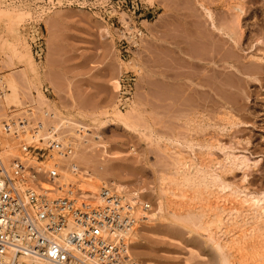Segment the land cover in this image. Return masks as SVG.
I'll use <instances>...</instances> for the list:
<instances>
[{
    "label": "rangeland",
    "instance_id": "374dc122",
    "mask_svg": "<svg viewBox=\"0 0 264 264\" xmlns=\"http://www.w3.org/2000/svg\"><path fill=\"white\" fill-rule=\"evenodd\" d=\"M115 2L0 0V78L17 86L16 100L0 94V153L21 154L20 139L5 130L11 121L62 125L76 146L82 190L99 193L101 186L89 191L99 172L101 184L115 180L126 196L138 191L162 216L132 239L137 262L220 264L209 238L215 229L200 215L205 205L236 202L233 228L250 249L246 264H264V210L251 213L245 202L264 197V0H139L127 13ZM131 20L144 36L134 47L126 42L125 58L119 28ZM212 21L236 41L213 35ZM123 81L132 99L119 108ZM205 172L214 184L207 189Z\"/></svg>",
    "mask_w": 264,
    "mask_h": 264
},
{
    "label": "built area",
    "instance_id": "2783aa9c",
    "mask_svg": "<svg viewBox=\"0 0 264 264\" xmlns=\"http://www.w3.org/2000/svg\"><path fill=\"white\" fill-rule=\"evenodd\" d=\"M115 3V11L126 13L140 4ZM119 30L132 47L144 36L133 20ZM127 43L125 58L131 54ZM131 99V84L120 82L117 106ZM5 130L20 139L21 154L9 161L0 153V264H20L21 257L46 264H139L131 255L130 234L139 225L132 205L111 183L101 187L100 203L81 189L76 146L63 126L24 117ZM142 207L151 211L147 202Z\"/></svg>",
    "mask_w": 264,
    "mask_h": 264
},
{
    "label": "bare ground",
    "instance_id": "6f19581e",
    "mask_svg": "<svg viewBox=\"0 0 264 264\" xmlns=\"http://www.w3.org/2000/svg\"><path fill=\"white\" fill-rule=\"evenodd\" d=\"M211 17V16H210ZM211 19H212V17H211ZM212 30L213 31H211L212 33H213V35H214V33H219V34H222V35H225L226 36V38H229V39H233V40H235L234 38H233V36H232V34H230L229 32H227V31H223L222 29H220L215 23H214V21H212ZM212 34H210V36H211ZM209 39V38H208ZM206 40V39H205ZM209 41V40H208ZM236 41V40H235ZM235 41H233L234 42V44L236 43ZM228 42V41H227ZM231 43H227L230 47L232 46L233 47V45H230V44H232V41H230ZM204 43V42H203ZM214 43V42H213ZM205 44V43H204ZM208 44V43H207ZM211 44V43H210ZM226 44V45H227ZM237 44V43H236ZM209 46V45H208ZM219 46H221V45H219ZM203 48V47H202ZM213 48V47H212ZM227 48V47H226ZM226 48H224L225 49V52H227V50H226ZM236 48V46H234V49ZM208 49V48H207ZM217 49V48H216ZM230 50V49H229ZM203 51V50H202ZM206 51V50H205ZM209 51H210V49H209ZM208 51V52H209ZM234 51V50H233ZM204 52V51H203ZM229 52V51H228ZM206 54V53H205ZM224 56H225V54H224ZM226 56H228V58H227V60H229L230 62L231 61H233V60H235L236 59V56H235V54L233 55L231 52H229L228 53V55H226ZM238 57V56H237ZM206 58V57H205ZM209 58V57H208ZM211 58V57H210ZM240 58V57H239ZM224 59V58H223ZM208 61V60H207ZM236 61H233V64L235 63ZM231 65L233 68L235 67V65ZM209 65V64H208ZM260 64H258V66H259ZM262 65V64H261ZM263 66V65H262ZM210 67V66H209ZM215 69V68H214ZM209 70V69H208ZM230 72H228V74H229ZM205 76V75H204ZM229 78V77H228ZM0 80H1V82H2V86H3V88H5V89H3V92L2 93H0L1 94V96H2V98H4L5 100H7V101H11V100H16V98H17V95H16V88H17V86H16V83L14 82V80L11 78V77H5V79L4 78H0ZM210 83V82H209ZM205 84V83H204ZM232 84V83H231ZM207 85V84H206ZM213 86V85H212ZM206 87V86H205ZM15 153H9V154H6V155H4L3 157H5L7 160H9V161H11V160H13L14 158H15V155H14ZM232 155V154H231ZM16 156H18V154H16ZM229 156V155H228ZM237 156V155H236ZM234 157V156H233ZM242 157H243V155H242ZM231 158V157H230ZM238 158V157H237ZM241 158V157H240ZM239 158V159H240ZM235 159V158H234ZM238 159V160H239ZM236 160V159H235ZM242 160V159H241ZM243 160H245L244 158H243ZM247 160V159H246ZM240 161V160H239ZM208 162V161H207ZM219 162V161H218ZM243 162V161H242ZM241 162V163H242ZM228 163H230V162H228ZM234 163V162H233ZM239 163V162H238ZM244 163V162H243ZM204 164V163H203ZM223 164V163H222ZM245 164H246V161H245ZM195 165V164H194ZM209 165V164H208ZM217 165V164H216ZM224 165V164H223ZM233 165V164H232ZM231 165V166H232ZM241 165V164H240ZM243 165V164H242ZM249 165V164H248ZM188 166V165H187ZM225 166V165H224ZM228 166V165H227ZM235 166V165H234ZM189 167V166H188ZM202 167V166H201ZM223 167V166H222ZM230 168V167H229ZM190 169V168H189ZM200 169V168H199ZM214 169V168H213ZM212 169V171H213V173H216V172H214V170ZM201 170V169H200ZM215 170H216V168H215ZM219 170V169H218ZM224 170V169H223ZM199 171V170H198ZM208 171V170H207ZM212 171H211V173H212ZM220 171V170H219ZM222 171V170H221ZM210 172V171H209ZM99 173V172H98ZM98 173H96V174H98ZM199 173H201V172H199ZM202 173H203V171H202ZM96 174L94 175V177H91L90 178V180H91V182H92V185L90 186V189H89V191H97L98 189H99V187L101 186H103V185H106V184H109V183H107V181L106 180H104L103 182H102V184H101V181H102V178L101 177H98L99 175H101V174H98L97 175V177H96ZM210 173H208V172H205L203 175H204V177H202L203 178V183L204 184H206L205 185V189H207V188H209V182H210V184H212V185H214L213 183H211V181H209L208 180V175H209ZM190 175V174H189ZM214 175V174H213ZM193 176V175H192ZM217 176V175H216ZM210 177H212V176H210ZM100 178H101V180H100ZM201 178V177H200ZM213 178H214V176H213ZM217 178H219V177H217ZM196 179V178H195ZM210 179H212V178H210ZM183 180H185L184 178H183ZM187 180V179H186ZM185 180V181H186ZM192 180V179H191ZM218 180V179H217ZM213 181H215V180H213ZM202 182V181H201ZM216 182V181H215ZM220 182V181H219ZM100 183V184H99ZM113 186H114V188L117 190V192H119V193H121V194H124V193H122L120 190H119V188H118V183L115 181V180H113L112 182H110ZM192 183V182H191ZM196 184V183H195ZM218 184V183H217ZM216 184V185H217ZM222 184V183H221ZM221 184H220V186H221ZM224 184V183H223ZM215 185V186H216ZM170 186H171V184H170ZM224 186H226V185H224ZM164 187V186H163ZM183 187V186H182ZM228 187V186H227ZM227 187H224L225 189L227 188ZM230 187V186H229ZM124 188V187H123ZM171 188V187H170ZM174 188V187H173ZM172 188V189H173ZM218 188H219V186H218ZM223 188V193H224V189ZM101 189V188H100ZM222 189V188H221ZM230 188H228V190H229ZM176 190V189H175ZM84 191V190H83ZM172 191V190H171ZM203 191V190H202ZM205 191V190H204ZM222 191V190H221ZM231 191V190H230ZM85 192V191H84ZM173 192H174V190H173ZM172 192V193H173ZM225 192H227V191H225ZM238 193H239V191H237ZM99 193H100V191H99ZM99 193L97 194V195H90V194H88V195H90L91 197H93L94 199V201L96 202V203H99V202H101V198H100V195H99ZM175 193V192H174ZM203 193V192H202ZM228 193V192H227ZM229 194H230V192H229ZM231 194H232V192H231ZM230 194V195H231ZM235 194V193H234ZM234 194H232V196H233V199L237 196V197H239L240 195H236L235 197H234ZM243 194V193H242ZM228 195V194H227ZM244 195H246V194H244ZM243 195V196H244ZM124 196H125V200L126 201H128L131 205H132V213H133V215L139 220V225L137 226V228H135L132 232H131V234H130V240H131V243L132 244H134L133 242H132V239H133V241L135 242H137V240L139 241V239H140V230H139V228H141V226L145 223V222H148V223H151V222H153L155 219L156 220H158L157 219V217L159 216V214H157V215H152L150 212L151 211H149V212H146L144 209H143V207H142V204L143 203H146L145 201H142L141 199H140V195H139V192L138 191H134V192H128V195L126 196L125 194H124ZM175 196H177V194L176 195H174V197ZM205 196V195H204ZM242 196V197H243ZM247 196H249V195H247ZM247 196H245V198L244 199H246L247 198ZM252 195H250V197H251ZM206 197V196H205ZM222 197V196H221ZM227 197V196H226ZM236 197V198H237ZM249 197V199L247 200H245V202H250L251 203V210H249V211H251V213H252V211H256V210H264V204H262V202H263V200H264V197H260V196H254V197H251L250 198ZM224 198V197H223ZM229 198V197H228ZM240 198V197H239ZM216 199V198H215ZM225 199V198H224ZM243 199V200H244ZM203 200V199H202ZM228 200V199H227ZM230 200V199H229ZM240 200H242V198L240 199ZM240 200H239V202H240ZM210 201V200H209ZM203 202V201H202ZM226 202V201H225ZM230 202H233L234 203V200L233 201H230ZM230 202H228V203H230ZM219 203V202H218ZM232 203V204H233ZM236 203V202H235ZM234 203V204H235ZM242 203V202H241ZM212 204V203H211ZM232 205V206H230L229 204L227 205V206H230V207H228V208H223V209H221L219 206H214V207H212V206H210L209 204V206L208 205H205L204 206V208L202 209V214L200 215L201 216V218H202V220L203 221H205V223H206V226H207V224H208V230L207 231H209V232H211L212 230H214L215 229V232L213 233L214 235H212L211 233V235H209V238H211V240H213V242H212V244L213 245H215L214 246V248H216L217 249V251L220 253V264H234V262H236V263H238V264H246L249 260H250V249H248V245H247V243L245 242V241H243V239H242V236H241V234L243 235L244 233L243 232H241V234H237V233H235L234 232V225H236L237 224V220H238V218L239 217H241V209L238 207V206H236V205ZM244 204V203H243ZM239 206H240V204H238ZM248 205V204H247ZM223 207H225V206H223ZM241 207H242V205H241ZM250 207V206H249ZM244 208L245 207H243V210H242V212L244 211ZM217 209L219 210V211H217ZM250 209V208H249ZM173 211V210H172ZM247 211V210H246ZM162 212V211H161ZM160 212V213H161ZM210 212H212V214L210 215ZM254 212H253V214H254ZM162 214H163V212H162ZM261 214V213H260ZM260 214H259V216H260ZM262 214H264L263 212H262ZM161 215V214H160ZM174 215H176V213H174ZM189 215V214H188ZM245 215V214H244ZM254 216V215H253ZM249 217V216H248ZM257 217V216H256ZM262 217V216H261ZM158 218H160V216L158 217ZM161 218H162V216H161ZM160 218V219H161ZM259 219H262V218H260V217H258ZM264 218V217H263ZM248 219V218H247ZM155 220V221H156ZM178 220V219H177ZM257 220V219H256ZM263 220V219H262ZM202 221V222H203ZM255 221V220H254ZM260 221V220H259ZM240 222V221H239ZM264 222V221H263ZM240 224V223H239ZM255 224V223H254ZM148 225V224H147ZM203 225V224H202ZM211 225L214 227V229H212V227H211ZM204 229H205V227H203ZM236 228H237V226H236ZM207 229V228H206ZM208 232V233H209ZM206 235V234H205ZM208 238V239H209ZM210 240V241H211ZM211 243V242H210ZM209 244V243H208ZM228 250V251H227ZM132 255V254H131ZM21 259H22V262H20V264H46L45 262H43V261H40V260H37V259H33V258H29V257H21ZM234 261V262H233ZM139 263V262H138ZM140 264V263H139Z\"/></svg>",
    "mask_w": 264,
    "mask_h": 264
}]
</instances>
